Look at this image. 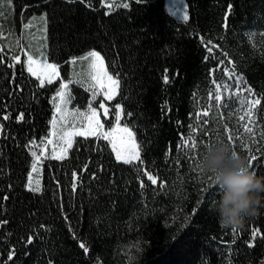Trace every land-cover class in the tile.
Returning <instances> with one entry per match:
<instances>
[{
	"label": "trees",
	"instance_id": "trees-1",
	"mask_svg": "<svg viewBox=\"0 0 264 264\" xmlns=\"http://www.w3.org/2000/svg\"><path fill=\"white\" fill-rule=\"evenodd\" d=\"M186 3L189 19L179 21L166 0L0 2V264H264V208L243 230L222 229L212 210L220 191L199 166L219 140L244 156L252 149L264 176V153L255 151L264 148V99L253 109L256 143L243 131L246 101L264 96V0ZM24 42L32 52L43 46L61 78L40 86L23 59L14 62ZM90 50L120 76L102 121L112 130L114 106L123 108L137 162H120L110 141L81 135L66 157L52 158L48 141L67 129L55 120L57 94L69 83L73 106L86 108L90 91L77 68ZM194 126L195 152L181 143ZM33 164L39 190H30Z\"/></svg>",
	"mask_w": 264,
	"mask_h": 264
},
{
	"label": "snow or ice",
	"instance_id": "snow-or-ice-1",
	"mask_svg": "<svg viewBox=\"0 0 264 264\" xmlns=\"http://www.w3.org/2000/svg\"><path fill=\"white\" fill-rule=\"evenodd\" d=\"M0 2H2V0H0ZM8 2L10 3V0H8ZM71 2V0H70ZM134 2L136 3H140L141 0H134ZM121 7L124 8H128L129 4L128 3H124L122 5H120ZM103 7L111 9L112 7H114V5L112 3H103ZM44 24H45V31H46V16L42 17ZM184 19L187 20L188 16H187V12L185 11L184 14ZM30 24H25L24 27L25 29H27L28 27H30ZM226 26V25H225ZM0 31H2V29H0ZM254 35V34H253ZM210 43V42H209ZM211 50V49H210ZM40 56L44 57V62L41 63L40 59H35L33 57V55H28L27 56V62H28V71L34 75L36 77L37 80L40 81V86H43L45 83V79L47 80V83L51 84L53 82V78H59V72H58V68L57 65L55 63H48L47 62V54L44 52H40L39 53ZM83 60L88 61V72H87V88L89 91L92 92V97L93 99L96 97L97 93L100 92L104 95L105 99L111 100L113 99L116 95H118L119 93V88H120V76L118 73L114 74H110L108 67L105 64V59L104 57L100 54V52L95 51V50H90L87 55L82 57ZM13 61L18 63L19 62V57L18 56H14L13 57ZM73 64L77 63L76 60L72 61ZM35 65V67H34ZM14 66V64H13ZM164 81L165 83L168 82V77L165 76L164 77ZM79 83H81L83 85L84 81H78ZM220 85L217 84L216 88L217 90L220 89ZM68 85L64 84L63 88L61 89V91L57 94L59 99H60V104L62 105H67L68 102ZM249 92H251V89H249ZM216 99L219 101L221 99V97L218 95L216 96ZM261 99H264V96H261L260 99H253L250 102L246 103H250V107L248 108L247 112L245 113V115L248 117L247 120V124L244 127L243 131L245 134L249 135V138L251 140L252 143H256L255 140V133H254V125H255V118H254V112L253 109L256 105H259L261 103ZM60 104L57 105L56 111L58 113L62 112V108L60 107ZM99 108H103L104 110V115L108 114V108L105 107V105L103 103L98 105ZM116 108H119V111L122 113L123 112V108H120L119 104H117L116 106H114ZM89 113L90 114H85V113H80L77 112V115H80L84 118V120H86L88 122V131L89 134L91 135H98L103 139H109L110 137L114 136L117 133H124L126 134L127 138L129 140H131L133 142V147H132V151L130 152V154H128L126 157L123 158V162L125 164H130L133 162V160H139V152L136 150L138 148L137 145H135L134 142V136L132 134V132L130 131L129 128L124 127V128H120L119 123H117L116 128L112 129V131L108 132V133H103L101 131H99L100 129L103 128V125L101 124L100 120L98 119V113L96 108H89ZM68 115H72L71 113H68ZM115 118L117 120V122L119 121V115H117L116 113H114ZM130 115V113H129ZM204 115H207V113L205 112ZM4 119H8V116L5 115L3 117ZM63 118V117H61ZM19 119H23V115L21 114L19 116ZM241 119H243V117H241ZM56 121H53V125H55ZM0 132H3V125H0ZM192 136H189L187 139H183L182 140V145L186 146L188 148H190L193 152H195L197 150L198 144H197V140L195 138V133H196V127L194 126L192 129ZM73 135H84L83 132H69L67 133V139H66V147H71V137ZM63 138V137H62ZM237 139H241L240 134L237 133L236 136ZM233 138L231 136H229V140L231 141ZM260 139L264 140V131H262L260 133ZM49 143L51 141H48ZM110 142H112L110 140ZM212 145L211 144H207L206 145V149H209ZM241 147H245V145L242 143ZM113 148L116 150L117 152V159L120 160L122 159L121 157V153L119 151V149H116V145L115 143H113ZM234 152H236L235 150H233ZM256 152L259 153H264V148H257L255 150ZM249 155H247V159L249 161V164L252 168L253 171V161L257 160V156L255 154H251L252 153V149H248ZM33 155H36L35 152H33ZM52 158H58L53 156ZM40 157L37 156V160H39ZM193 159H196V157H193ZM142 163V161H141ZM260 163L262 165H264V159H262L260 161ZM37 165L33 164L32 165V169L33 171H36ZM208 180L211 181V178L208 177ZM148 180H150L152 182V184L157 183V180L152 176V175H148ZM29 185H31V177H29ZM30 190H39L37 189H32L30 187ZM3 199H7V197H3ZM0 223H6V221L4 222H0ZM234 233H236L237 231H233ZM252 239L254 240L257 236L260 235L259 231H253L252 232ZM27 243H32V237H29L26 241ZM80 247L83 248L84 252L87 253L88 252V248L81 243ZM15 255L14 250H10L9 254H8V260H11L13 258V256Z\"/></svg>",
	"mask_w": 264,
	"mask_h": 264
},
{
	"label": "clouds",
	"instance_id": "clouds-1",
	"mask_svg": "<svg viewBox=\"0 0 264 264\" xmlns=\"http://www.w3.org/2000/svg\"><path fill=\"white\" fill-rule=\"evenodd\" d=\"M199 166L220 191V199L212 210L222 229L243 230L247 220L261 214L264 176L252 170L246 156L217 140L206 150Z\"/></svg>",
	"mask_w": 264,
	"mask_h": 264
},
{
	"label": "rangeland",
	"instance_id": "rangeland-1",
	"mask_svg": "<svg viewBox=\"0 0 264 264\" xmlns=\"http://www.w3.org/2000/svg\"><path fill=\"white\" fill-rule=\"evenodd\" d=\"M168 9H169V11L171 13H173L176 16V18H180V20L186 21L184 19L185 11L187 12V16L189 18V14H188V11H187V4H186L185 0H168ZM22 47L28 49L25 42H24ZM43 49H44V47L40 45V50H43ZM22 55L23 54L21 53L18 56L19 57V61L22 60V57H21ZM26 59L27 58H25V60ZM39 59H40L41 63L44 62V57H40ZM47 62L50 63L48 60H47ZM84 65L86 66V69H85ZM87 65H88V61H84L83 62V66L79 65L78 68H77V70L79 71V75L86 77L85 80H84V83H83L86 88H87V80H88V77H87L88 67H87ZM26 66H27V69H28V62H26ZM34 67H35V65H34ZM57 68H58V72H59V76H60V69H59L58 66H57ZM82 71L84 73H82ZM57 79L58 78L54 77L53 78V82L57 81ZM45 82H47L46 79H45ZM67 91H68V89H67ZM100 97L105 99L104 95L102 93H100V92L97 93V95H96V97L94 99H93L92 95H89V97H88L89 101H88V103H86L87 107H86L85 110L78 109V107H80V105L78 103L76 104V107H73V109L71 110L70 108H71V105L73 103V99H72V97L69 96L67 105L66 106L63 105V107H62L63 110H62V112H60L61 113V117H63V118H61L59 120V122L57 120V123H59L60 125H65L67 127V129L63 133L57 134V136L54 134V136L57 137L58 140L54 141V142L52 140L49 143L50 149H51V152H52V156L58 157L57 159H62V158L66 157L68 155V151L72 147L75 138L77 136H80V135H73L71 137V140H72L71 147H66L67 133H69V132H83L84 135H81V136H84V137H95V136H98V135L89 134L88 122L86 120H84V118L82 116L77 115L76 114L77 112L90 114L89 113V108L90 107L91 108H96L97 113H98V119L100 120L101 124L103 125V128L100 129L99 131H101L103 133H108V132L112 131V130H110V131L106 130L105 126H104V124L102 122L101 114H100V111H99V109L97 107V104H96ZM105 100L106 101H112L113 99H111V100L105 99ZM95 104H96V106H95ZM100 109L103 110V108H100ZM115 111H116V114L119 115L120 118H119V121L116 122L114 128H116L117 123H119L120 128L126 127V126H123L121 124V122H120V120L122 118V113L119 111V108H115ZM68 113H71L72 115H68ZM127 128H129V127H127ZM57 131H59L58 128H57ZM130 131L132 132V134L134 136L135 145L138 146V143L136 141V137H135V134H134L133 130L130 129ZM106 140H108V141L111 140L112 141L110 143H111V147H112V150L114 152V155H115L116 159H117V152L113 148V143H115L116 149H119L122 159H120V160L117 159V160L120 161V162H123V158L126 157L128 154H130V152L132 151L133 142L131 140H129L127 138L126 134H124V133H117L114 136H112V137H110L109 139H106ZM136 150L139 152V158H140L139 146H138V148ZM46 152L47 151L44 150V154H46ZM137 161L138 160H133V162H137ZM36 170H37V168H36ZM38 183H39L38 173L36 171H34V174H33L32 178H31L30 187L31 188H34V187L36 188Z\"/></svg>",
	"mask_w": 264,
	"mask_h": 264
}]
</instances>
